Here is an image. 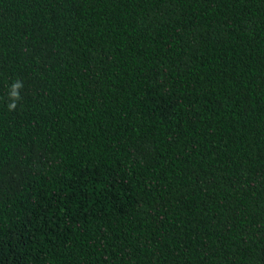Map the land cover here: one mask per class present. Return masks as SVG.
<instances>
[{"label":"trees","instance_id":"1","mask_svg":"<svg viewBox=\"0 0 264 264\" xmlns=\"http://www.w3.org/2000/svg\"><path fill=\"white\" fill-rule=\"evenodd\" d=\"M0 264H264V0H0Z\"/></svg>","mask_w":264,"mask_h":264},{"label":"clouds","instance_id":"2","mask_svg":"<svg viewBox=\"0 0 264 264\" xmlns=\"http://www.w3.org/2000/svg\"><path fill=\"white\" fill-rule=\"evenodd\" d=\"M23 86V82L20 80H16L11 84L9 92V110H15V108L17 107V102L21 99L20 90L23 88Z\"/></svg>","mask_w":264,"mask_h":264}]
</instances>
